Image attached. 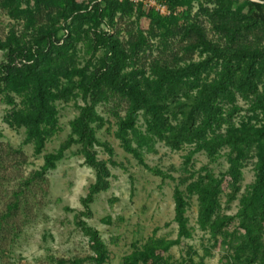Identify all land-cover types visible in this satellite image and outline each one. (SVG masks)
Returning a JSON list of instances; mask_svg holds the SVG:
<instances>
[{
	"label": "trees",
	"instance_id": "1",
	"mask_svg": "<svg viewBox=\"0 0 264 264\" xmlns=\"http://www.w3.org/2000/svg\"><path fill=\"white\" fill-rule=\"evenodd\" d=\"M156 1L169 15L159 17L142 2L130 0H0L8 17L21 24L0 39L5 57L0 63V99L8 107L3 121L11 129H23V143L32 144L34 154L40 155L57 127L56 102L75 101L79 112L70 122V135L56 151L44 155L43 167L33 177L54 170L65 153L78 146L77 154L94 172V182L80 198L79 215L84 218L90 216L95 197L108 191L109 165H115L113 148L96 137L104 124L96 107L119 99L125 107L123 115L113 113V135L140 164L148 168L143 154L152 153L156 143L171 150L190 148L183 162L190 169L179 181L185 188L176 186L172 195L177 238L149 241L122 264H164L163 254L191 237L185 214L193 196L199 229L222 237L231 252L229 264H264V0H207L211 7L199 3L193 15L196 0ZM198 15L211 24L216 40L208 37ZM131 16L136 23L146 16L149 29H156L148 36L160 37L164 48L175 37L186 43L180 54L142 64L141 54L151 48L145 32L129 31L122 39L117 28L119 18ZM81 51L89 58L81 57ZM195 54L199 60H192ZM238 98L250 114L239 124ZM139 118L143 131L137 126ZM96 148L107 161L98 158ZM198 153L209 163L225 158L226 171L214 176L207 166L194 170L191 161ZM248 164L254 178L242 191V170ZM224 183L226 206L238 201L233 215L221 212ZM80 217L76 226L89 240V260L103 264L108 256L103 240ZM85 260L57 259L55 264Z\"/></svg>",
	"mask_w": 264,
	"mask_h": 264
},
{
	"label": "rangeland",
	"instance_id": "2",
	"mask_svg": "<svg viewBox=\"0 0 264 264\" xmlns=\"http://www.w3.org/2000/svg\"><path fill=\"white\" fill-rule=\"evenodd\" d=\"M205 1L193 2L192 15L198 11L199 3L211 7ZM134 20V16L119 18L117 28L122 39L127 37L129 31L141 29L145 32L151 48L141 54L142 64L156 57L179 55L181 47L186 44L175 37L168 41V48H164L160 37L148 36L156 29H149L146 16H142L137 23ZM197 20L208 37L216 40L217 35L211 30L208 20L202 15H198ZM12 26L21 29V24L14 23L0 7V39L5 38ZM80 55L89 58L85 52L81 51ZM4 59V54L0 52V63ZM192 60H199V56L193 55ZM74 102H56L57 127L45 142L41 154L35 155L33 145L23 143V129L14 130L4 123L3 117L8 107L0 99V264H55L57 259L74 258H86L83 264H95L89 260L93 256L89 240L76 226L79 213L83 211L80 198L86 195L89 185L94 182V172L84 165L77 154L79 147H71L54 170L47 171L41 177H33L35 172L42 169L44 155L56 151L70 135V122L79 112ZM237 103L242 108L235 120L239 124L241 120L246 121V115L249 117L250 114L244 112L246 103L243 99L238 98ZM77 105H82L79 99ZM124 107L117 98L96 107L104 121L96 137L113 148L115 165H109L111 177L108 191L95 197L90 205L89 217H80L88 226L95 228L103 240L108 254L103 264H122L124 257L141 250L149 241L154 243L177 238L172 195L174 188L179 186L180 178L187 176L190 169V165L183 164L189 146L171 150L162 143H156L152 153L144 151L143 154L144 164L148 168L126 154L113 135L116 129L113 113L118 111L123 115ZM257 115L259 120H263L261 113ZM251 124L259 125L255 120ZM137 126L143 131L141 118ZM95 150L100 160L107 161L108 157L101 148ZM191 164L194 170L207 166L214 176L227 169L225 158L220 157L215 163H209L204 153L195 154ZM155 170L170 178L156 175ZM242 176L243 191L254 178L251 164L243 168ZM184 188V185L179 186L180 190ZM223 188L221 212L233 215L238 201L227 207L226 183ZM185 215L191 237L182 238L179 244L170 247L163 254L164 264H229L227 258L231 252L222 244V237L212 236L197 225L196 196L189 199ZM235 226L236 222L229 226V231H233Z\"/></svg>",
	"mask_w": 264,
	"mask_h": 264
},
{
	"label": "built area",
	"instance_id": "3",
	"mask_svg": "<svg viewBox=\"0 0 264 264\" xmlns=\"http://www.w3.org/2000/svg\"><path fill=\"white\" fill-rule=\"evenodd\" d=\"M134 3L142 2L147 9H153L159 12L162 16L169 15V10L164 4L157 2L156 0H130Z\"/></svg>",
	"mask_w": 264,
	"mask_h": 264
}]
</instances>
